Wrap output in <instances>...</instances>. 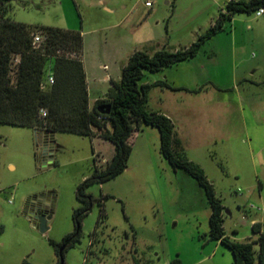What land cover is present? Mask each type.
I'll return each mask as SVG.
<instances>
[{"label": "rangeland", "instance_id": "rangeland-1", "mask_svg": "<svg viewBox=\"0 0 264 264\" xmlns=\"http://www.w3.org/2000/svg\"><path fill=\"white\" fill-rule=\"evenodd\" d=\"M134 1L139 3L136 14L124 8L129 0H16L8 17L31 27L82 33L84 62L101 66L90 78L92 106L108 93L104 77L116 72L119 56L118 63L111 58L116 50L123 53L135 45L149 49L156 41L151 30L167 31L175 39L180 30L200 36L211 26L209 12L198 2L193 11L174 14L175 0ZM146 1L153 3L155 15L150 16ZM198 55L200 72L211 76L221 91L207 85L203 89L198 134L212 144L191 156L225 207V234L251 242L256 239L252 222L264 226V15L237 13ZM156 76L146 71L140 84L152 85ZM169 90L152 87L147 108L179 109L188 101L189 96ZM143 128L127 168L87 189L102 201L105 219L100 222L101 207L95 204L82 221L80 241L64 253V264H233L229 248L210 237L211 208L203 188L161 155L158 129ZM34 137L32 129L0 124V264H57L51 242L61 243L75 232L77 186L92 174L95 151L99 166L107 161L102 157H112L108 142L58 132L52 163L38 164ZM36 196L50 217L44 234L37 230L36 218L26 213Z\"/></svg>", "mask_w": 264, "mask_h": 264}, {"label": "trees", "instance_id": "trees-1", "mask_svg": "<svg viewBox=\"0 0 264 264\" xmlns=\"http://www.w3.org/2000/svg\"><path fill=\"white\" fill-rule=\"evenodd\" d=\"M15 1L0 0V124L29 128L41 136L44 132H63L98 137L114 146L113 155L105 164L97 165V156L94 158L92 174L77 186L79 207L73 213L75 232L66 235L61 243L51 242L58 256L57 264L64 260L66 250L80 241L82 221L95 204L101 207L100 222L105 219L102 201L87 193V189L113 179L127 168L135 137L144 125L158 129L160 153L171 167L184 170L203 188L211 208L210 237L229 248L234 257L233 264H264L262 224L252 225L257 236L251 242L234 241L225 234V207L213 184L204 170L183 154L172 120L147 108L152 87L181 89L166 82L140 84L146 71L157 73L195 58L208 40L225 30L227 21L237 13L256 12L264 7V0H230L210 28L188 47L176 51L162 49L153 54L134 52L122 70L120 81H113L106 96L96 100L92 109L83 63L82 33L17 23L8 17ZM35 34L41 35V43L34 42ZM50 74L54 76L53 84H47ZM62 247L65 248L60 254Z\"/></svg>", "mask_w": 264, "mask_h": 264}, {"label": "crops", "instance_id": "crops-1", "mask_svg": "<svg viewBox=\"0 0 264 264\" xmlns=\"http://www.w3.org/2000/svg\"><path fill=\"white\" fill-rule=\"evenodd\" d=\"M177 1L178 0H175L173 2L172 13L175 14L179 9L183 13H189L193 11L194 9L193 8V6L195 5L194 3L198 2L200 3L199 5L200 9H202L203 12H206V13L209 12V17L211 21L213 22L214 19L218 16V14L221 12V10L225 7V5L230 0H179L178 2ZM128 5H125L124 8L127 9V7L128 8L130 7V11L132 12L131 14H136L138 12L139 3L137 1L129 0ZM153 6H154L153 3L150 7L146 6L147 8H152V11H149L150 16L156 14V11L153 10ZM107 10L110 11L109 9ZM131 31L133 32L134 28H132ZM149 35L156 37V41L152 43V45H150L149 49L145 47L139 48L138 45L129 46V47H126V50H123L124 51L123 53H120L119 51L116 50L117 52L115 51V53L111 56L112 60H114L115 63H118L117 57L119 56V63H118V67L116 68V72L111 70V73H107L104 77L105 81L110 84V86H108L107 91L110 89L113 81L115 82L120 81L121 76H122V70L124 66L127 64L128 59L134 52L144 51L148 54H153L156 51H159L162 49L176 51V50H179L178 47H182V48L188 47L190 43L192 44L194 41L197 40L196 38L199 37V34H197V32L195 34V32L193 31L187 32L186 30H180L178 38H175V39H174V36H172L167 31L164 34H158V33L156 34L154 31L151 30ZM190 37H193L191 38L192 39L191 42H188L189 44H184L186 43L184 42V40L190 39ZM183 45L185 46L183 47ZM198 58H199V55H197L195 58H192L187 61H183L177 65H174L172 67L166 68L160 72L155 73L157 74V76H156V79H154L153 81V83L166 82L169 85H171L173 88L181 89V90L173 91V90H169L163 87L164 89L169 90L171 92H180L181 94L189 96L188 101L185 104H183L181 107H179V109H176V108L169 109V108L160 107L153 111L161 112L172 120L175 126V135H176V138L181 142L183 153L189 160L195 162L196 164H199V162L197 161L196 158L191 156V153L200 152L203 148H205L207 144L208 145L212 144V143L206 142V140L202 138L201 136H199L198 134V129H200L201 122L204 119V115L202 116L201 109L198 103L200 102L202 98L201 96L204 95L203 89H205L206 87H207L206 89L212 88L214 90L213 92L221 91L220 86L217 85V83L211 78V76L210 77L206 76L200 72V67L198 68L197 64L200 63L201 59H198ZM83 63H84V69H85V74L87 78L89 107L92 109L94 107L96 100H98L99 98H104L107 92L104 94V96H99L95 98L92 102L93 103L92 106H90V94H91L90 78L96 75V70L100 69L101 66L94 68V66L88 65L86 61L84 62V60H83ZM114 74L116 76H114ZM144 132L145 131L143 127L141 128L140 131L137 132V135L135 137L136 142L142 137V134H144ZM34 136H35L34 140L37 143V140L41 139V135H38L34 131ZM96 138L99 140H102L98 137ZM102 141H105V140H102ZM105 142H108V141H105ZM108 144H111V143L108 142ZM111 148H112L111 150H112V155H113L114 147L112 146ZM37 149L38 150L36 153V159H37V154H38L37 162L39 164L43 162V160L41 156V148L38 147ZM95 156L98 157L96 151L94 153V157ZM102 159L108 160L105 157H102ZM52 161H53V158H48L47 164H51ZM40 205H41L40 197L36 196V197L31 198L26 207V213L29 212L31 215H33L34 207L40 206ZM47 216H48V219H47V225H48V220L50 219V217L49 215ZM254 223H260L263 226V223L259 220H254L252 222V225ZM261 229L262 231H264V226Z\"/></svg>", "mask_w": 264, "mask_h": 264}, {"label": "water", "instance_id": "water-1", "mask_svg": "<svg viewBox=\"0 0 264 264\" xmlns=\"http://www.w3.org/2000/svg\"><path fill=\"white\" fill-rule=\"evenodd\" d=\"M37 147L41 148L43 163L47 164V159L53 158L54 153L58 148L54 140V133L44 132L41 136V139L37 140ZM33 216L37 221V230H39L43 234L46 233L49 230V227L47 225L48 216L47 213L42 209L41 205L34 207ZM64 248L65 247H62L60 249V254L62 253ZM61 264H64V260H61Z\"/></svg>", "mask_w": 264, "mask_h": 264}, {"label": "built area", "instance_id": "built-area-1", "mask_svg": "<svg viewBox=\"0 0 264 264\" xmlns=\"http://www.w3.org/2000/svg\"><path fill=\"white\" fill-rule=\"evenodd\" d=\"M145 5L147 6V7H150L151 5H152V2L151 1H146L145 2ZM262 15H264V7H261L260 9H258L257 11H256V16L257 17H261ZM43 41V38L40 36V35H37V34H35L34 35V42L36 43V44H39V43H41ZM54 83V76L53 75H49L48 76V78H47V84H53ZM42 114L43 115H46V112L45 111H42ZM252 208H254L253 206H252Z\"/></svg>", "mask_w": 264, "mask_h": 264}]
</instances>
